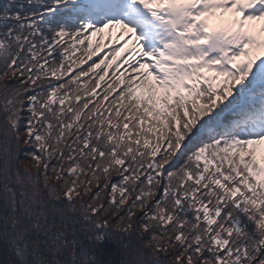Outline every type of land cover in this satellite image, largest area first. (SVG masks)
<instances>
[{
    "label": "snow or ice",
    "instance_id": "6c2138e0",
    "mask_svg": "<svg viewBox=\"0 0 264 264\" xmlns=\"http://www.w3.org/2000/svg\"><path fill=\"white\" fill-rule=\"evenodd\" d=\"M0 264H264V0L3 11Z\"/></svg>",
    "mask_w": 264,
    "mask_h": 264
},
{
    "label": "trees",
    "instance_id": "16d2710c",
    "mask_svg": "<svg viewBox=\"0 0 264 264\" xmlns=\"http://www.w3.org/2000/svg\"><path fill=\"white\" fill-rule=\"evenodd\" d=\"M0 3H2L0 6V14H2L3 11H5L11 7H17L18 8L20 6H27V0H0ZM96 45H97V40H95V38H93V46L95 47ZM102 54H103V52L98 54V55H102ZM93 59H95V57H93ZM98 91H99V89H98ZM117 258H119V257H117Z\"/></svg>",
    "mask_w": 264,
    "mask_h": 264
},
{
    "label": "rangeland",
    "instance_id": "374dc122",
    "mask_svg": "<svg viewBox=\"0 0 264 264\" xmlns=\"http://www.w3.org/2000/svg\"><path fill=\"white\" fill-rule=\"evenodd\" d=\"M231 14H229V16H230ZM218 21L217 20H213V23H217ZM250 23H259V22H250ZM113 35H115V33L113 34ZM97 38L99 39V37L97 36ZM105 40L107 39V36L105 35V38H104ZM99 43H100V39H99ZM107 48L106 47H104L103 46V44H101V47H100V49L99 50H106Z\"/></svg>",
    "mask_w": 264,
    "mask_h": 264
}]
</instances>
